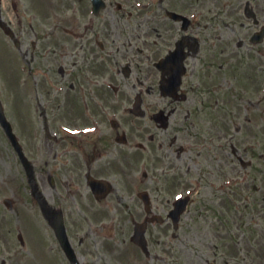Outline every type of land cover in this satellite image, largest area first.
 <instances>
[{
	"label": "rangeland",
	"instance_id": "rangeland-1",
	"mask_svg": "<svg viewBox=\"0 0 264 264\" xmlns=\"http://www.w3.org/2000/svg\"><path fill=\"white\" fill-rule=\"evenodd\" d=\"M116 2L126 4L123 12L116 9ZM138 2L142 3L136 6ZM247 2L264 17V0H113L97 19L91 18L89 0H0V99L26 155L37 160L38 172L43 166L46 169L44 161L48 159L47 155H57L56 150L50 152L46 121L51 124L53 114L60 112V117L70 123L82 112L81 96L86 95L88 104L93 105L90 97L98 94V88L90 86H85L80 93L83 82L76 83L78 72L74 70L80 69L86 75L82 67L83 63L89 64V60L78 56V51H108V54H112V58L107 60L103 52L105 58L99 59L97 69L101 70L102 79L114 84V79L122 80L120 73H115V64L124 65L125 60L122 58L127 52L137 54L143 49L150 53L155 51L164 54L169 43L173 47L172 42L182 37L180 25L170 23L167 27L169 22L165 23V10L191 14L193 28L202 40V53L197 66L193 59L188 62L187 87L189 91L194 84H198L195 88L208 91L211 88L213 93L204 97V107L209 108L197 106L199 111L203 108L197 124L200 128L205 127L206 134H201L198 128L195 136L193 131L191 133L193 138L199 135L202 140H192L190 132L185 140L189 146L200 140L201 144L208 143V148L204 147L201 155L192 150L190 155L182 154L181 160L171 165L182 168L180 186L183 194L186 189L192 188V184L194 191L198 192L193 196L195 205H191L183 216L178 232L170 227L169 233L178 235L180 260L172 263L162 262L159 257L139 258L135 249L129 254V262H125V256L121 261L114 262L111 243L107 242L108 250L102 244L97 245L102 232L98 230L101 229L95 222H86L69 198L67 210H70L71 218L78 219L75 232L81 229L79 221L84 220V225L87 224L88 232L83 239L88 247L81 248L79 254L88 255L85 264H264V48L257 56L255 48L258 47L249 45L248 39L255 26L246 19L244 7ZM129 12L133 13L131 17ZM161 20L164 21V27ZM75 27L83 37L82 40L67 35L65 29ZM241 40H244L245 45L239 50L238 43ZM101 42L105 45L104 50L100 47ZM115 54H118L117 62L113 57ZM74 60L77 64H74ZM195 66L196 76L193 75ZM59 68L64 70V75ZM207 69L210 72L206 75ZM147 78L150 79L151 89L156 91L151 96H157L158 73L154 70ZM74 84L77 86L76 91L71 88ZM133 84L134 79L127 82L125 90L128 95L132 94ZM115 86L119 87L118 84ZM106 94L113 98L114 94L109 88H103L102 96ZM97 103V110L106 114L111 112L110 100H99ZM193 107L194 99L190 98L182 105L183 115ZM124 108H121L122 111ZM194 109L198 110L196 107ZM55 121L59 122L58 119ZM142 126L141 121L136 120L135 144L143 142L137 137L138 133H142L139 131ZM107 127L108 123L105 133H108ZM228 139L230 143L236 142L239 148H244L246 159L252 161V167L246 169L251 177L242 186H231L228 195L220 193L222 190L212 195L219 182L208 181V176H223V169L220 172L217 169L222 168V162L215 161L214 155L222 159V150L219 151L222 143L231 154L232 144L228 143ZM160 143L162 140L156 142L155 146ZM231 160L234 161L232 156ZM146 161L149 162L148 159ZM146 161H136L138 176L147 169ZM162 166L156 169L155 175L152 174L159 179L161 177L162 189L155 192L162 194L159 196L161 201L163 196L169 197L170 193L174 195L180 190L177 184H170L174 181V172L167 176L163 173L166 163L164 168ZM153 176L147 182L151 187L156 186L158 181L153 180ZM21 177L24 178V174L18 155L0 125V264H41L44 258L49 259L51 255L40 250L42 244L38 246L33 238L26 240L25 247H21L15 239L19 231H41L37 223L36 207L30 202L26 189L22 188L25 180ZM212 183L214 187H211ZM41 185H47V182L42 181ZM42 190L48 194L46 186ZM5 202L9 203L11 210L5 207ZM200 203L202 209L209 207L213 212H200ZM79 207L82 212H90V217H95L88 206L79 204ZM219 218L224 219L223 222ZM149 235L151 241L157 242L164 232L155 230ZM156 249L152 247L151 255L155 254ZM60 259L63 261L58 264H69L67 259L58 256L57 260Z\"/></svg>",
	"mask_w": 264,
	"mask_h": 264
},
{
	"label": "flooded vegetation",
	"instance_id": "flooded-vegetation-1",
	"mask_svg": "<svg viewBox=\"0 0 264 264\" xmlns=\"http://www.w3.org/2000/svg\"><path fill=\"white\" fill-rule=\"evenodd\" d=\"M132 14V12H129L130 16ZM171 23L180 25L182 28L181 24ZM261 27L259 26V28ZM188 35L191 38L189 42L193 41V34L188 32ZM261 47L263 48V44L259 45L255 51L261 54L263 52ZM82 52L90 60L105 58L102 55L104 51ZM168 52L166 51L161 55L159 60L164 58ZM105 56L106 59L112 58V54H108L107 51ZM199 56L193 51H186L184 59V63L187 66L186 75L182 76L180 80L182 86H180L179 94L173 99L161 95L151 96L154 91L151 89L150 79L147 76H150L151 65L155 64L156 60L150 55L149 51H138V55L132 53V56H127L126 66H129L132 74L126 76L124 72L119 71L121 67L118 68V66L115 69V71H118L116 74L121 73L123 81H119V79H114L113 81L123 87L128 86L126 81L134 75L133 71L136 72L137 78L135 80H137V85H131L132 95H125L124 89L120 90L111 87L116 94L119 92L123 94L121 96L113 95V98L112 95L109 96L107 94L102 96L104 84L101 79H96L97 73H95L94 78L88 75L87 78L83 79L80 93L85 86L98 88L97 96L90 97L93 105H89L88 97L82 95V112L78 118L72 119L69 123L65 118L60 117L62 113L57 112L53 114L54 120L52 118L51 124L46 121V135L51 145L50 152L56 150L57 155H47L48 159L44 161L46 169L43 166L39 169V172L36 168L37 160L35 158L31 159L27 155L34 170L33 183L36 185V194H33L36 202L32 201L31 203L36 207V213H39L46 223L39 224L41 231L37 230L35 232L26 229L23 233L18 232L17 241L20 242L25 236L23 242L26 245V240L29 241L33 238L35 244L36 242L38 246L40 243L42 244L40 250H48L49 254H51L49 259H55V262L63 261L62 259L57 260L58 256H61L68 260V256L56 232V225L59 220V222H63V228L78 257L86 259L88 255H79L81 248L88 247L83 239L88 232L86 229L87 224L84 225V220L90 224L95 222V225L101 229L98 232L102 231L99 234L101 238L98 241L103 243L102 239L110 238L113 246L112 258L114 262H119L123 256L128 255L129 248L135 245L132 237L136 225L138 223H148V226L153 227H149L148 231L153 229V231L160 230L164 232V235L158 237L157 242L151 241V236L148 235L150 252L152 247L158 248L155 250V254L150 256L153 258L159 257L162 262L176 263L180 260L177 250L178 235H174L169 240L166 236L170 227L173 228L174 226L170 218V213L174 208V201L177 195L182 194V186H180V171L182 172V168H177L178 165H171L177 163L178 160L180 161L182 154L190 155L192 150L193 152L198 151L199 155H201L200 152L204 151V147L208 148V143L201 144L200 140H202V137L198 135V137L193 138V134L194 136L196 135L198 128L201 134H206L205 127L200 128L197 124L199 115L203 114V108L199 111L197 106L204 107L206 102L204 97L210 92L200 87L195 88L198 84H194L189 91L187 87L189 82L187 80L189 73L188 62L193 59L196 61L195 64L197 66ZM113 57L117 60L118 54L113 55ZM196 66L193 75L197 71ZM203 70L205 71L206 67ZM141 72L142 74L139 76ZM209 72L210 70L207 69L206 75ZM60 73L64 75V70H60ZM201 77L203 78L204 75L202 74ZM160 78H162L161 75ZM75 87H77L75 84L71 85V88L76 91ZM184 96H187L186 101H183ZM190 97L194 99V107L189 113L183 115L182 105L186 104ZM99 100H110L111 112L106 114L101 110H97L96 105ZM136 101H138L139 106L134 112ZM122 105H128V107L124 108ZM122 107L124 108L123 111ZM195 107L198 109L197 111H195ZM113 108L118 110L113 111ZM161 111H164L169 119L163 121V115L158 116ZM128 114L131 117L128 118ZM43 116H45V113ZM55 119H58L59 122H56ZM136 120L141 121L143 125L142 129L139 130L142 133L137 134V137L142 139L143 142H138L137 144L134 143L136 138ZM106 123H108V133H105ZM191 131H193V134ZM188 132L191 133L192 140L200 139L198 143L195 142L196 144L188 145L185 140ZM159 140H162V143L155 146V143ZM228 143L230 144V139H228ZM220 150L223 153L222 159H219L220 156L214 155V160L222 162V168L217 167V169H219L218 172L223 169V176L210 174L211 177L208 181L229 178L236 171H241L237 167L239 163L231 160V154L229 150H225L224 143L219 145ZM135 156L138 158L135 159ZM147 159L152 165L146 161ZM141 160L143 162L146 161L147 169L143 171L141 176H138L135 168L136 161L139 163ZM18 161L24 174V178H21L25 180L26 185V183H29V179L21 160L18 159ZM165 163L166 170L164 169L163 173L171 176V173L174 172V181L170 184H177L180 190L176 191L174 195L170 193L169 197L163 196V201H161L159 196L162 194H155V192L162 189L161 177L159 179L152 174H156V169L161 164L163 165L162 168H164ZM226 167L229 169H226ZM232 167L233 170H231ZM152 176L153 180H158L157 185L154 187L147 185ZM202 179L205 180L203 177ZM42 181H46L47 185H41ZM94 181H100L104 187H97L94 191L91 186ZM44 186L49 189L50 192L48 191V194L42 190ZM22 188L28 187L23 186ZM69 198H71L73 204H76L84 218V220L79 221L81 222V229L77 232H75V229L78 225V219L71 218V212L66 207ZM144 198H147L150 207L146 205ZM44 202L46 203L45 210L42 206ZM79 204L88 206L95 214V217H90V212L86 211L87 215L85 214L86 212H82ZM136 248L140 252V249ZM54 252L55 254H53Z\"/></svg>",
	"mask_w": 264,
	"mask_h": 264
},
{
	"label": "water",
	"instance_id": "water-1",
	"mask_svg": "<svg viewBox=\"0 0 264 264\" xmlns=\"http://www.w3.org/2000/svg\"><path fill=\"white\" fill-rule=\"evenodd\" d=\"M0 121L2 122V124L4 126L7 127V131L10 135H12V130L10 128V125L6 122V119H5V116H4V113H3V109H2V105H1V102H0Z\"/></svg>",
	"mask_w": 264,
	"mask_h": 264
}]
</instances>
